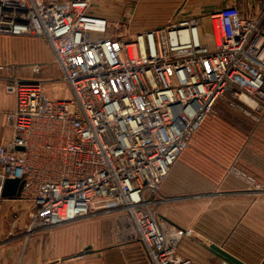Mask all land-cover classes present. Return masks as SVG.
Returning a JSON list of instances; mask_svg holds the SVG:
<instances>
[{
  "label": "built area",
  "instance_id": "2783aa9c",
  "mask_svg": "<svg viewBox=\"0 0 264 264\" xmlns=\"http://www.w3.org/2000/svg\"><path fill=\"white\" fill-rule=\"evenodd\" d=\"M93 1L0 0V33L45 38L71 90L53 99L41 79L7 77L17 106L0 144V197L20 179L30 232L119 213L152 264H196L178 252L192 229H166L153 199L220 101L264 117V7L247 15L224 5L132 32L94 13Z\"/></svg>",
  "mask_w": 264,
  "mask_h": 264
},
{
  "label": "crops",
  "instance_id": "0c3cea01",
  "mask_svg": "<svg viewBox=\"0 0 264 264\" xmlns=\"http://www.w3.org/2000/svg\"><path fill=\"white\" fill-rule=\"evenodd\" d=\"M185 1L182 0L181 3L172 6L171 19L203 16L224 5L236 3L243 7L247 15H255L264 7V1H260L257 5L255 3L257 7L253 9L250 5L254 4L252 0L250 4L244 0H192L189 8L184 6L185 8L182 9L180 6ZM165 23L160 22L145 28ZM141 29L144 28L138 30ZM9 36L0 35V66L4 65V68L0 69V144L6 142L11 136L7 117L17 106L16 96L6 90L7 76L10 73L17 76L30 75L33 66L39 64L33 62L35 57L33 53L26 58L18 57L21 53L18 47L30 48V52L41 49V47L33 49L34 43L30 44L18 37L10 38ZM33 46L36 47V44ZM65 87L71 95L67 83ZM224 105L226 106L225 103ZM221 110L219 116L222 118L224 112L222 110L221 113ZM242 121L237 124L239 127H234V132L236 131L239 137L236 145L232 136L228 144L222 148V156L212 147L210 148L215 151L213 155L209 154V148L206 152L200 146L201 149L196 151L194 159L176 161L178 163L173 165L158 196L153 199L152 206L166 229L170 231L176 228L192 229L191 234L182 238V241L185 239L183 250L190 243L194 244L192 239L196 237L202 239L200 257L196 255L189 257L182 248L178 249L180 255L192 259L196 264L225 261L210 250V245L213 243L248 264H261L264 259V118L261 121L252 119L251 127L241 123ZM216 130L217 127L208 126L204 128L200 136L204 139ZM248 177L259 183L261 188L251 187L247 182ZM22 200L0 197V242L2 239L13 241L8 245L6 264H18V246H21L19 253H24L20 264H65L63 257L71 256L70 258L74 259L86 254L88 257H93L92 252L98 254L111 248L109 246L102 249L108 246V240L103 239L102 230H98V227L95 229L96 227L92 224L103 220L92 222L93 220L85 217L76 220L84 221V223H78L71 229L65 228L54 232L35 230L30 240L17 245V239L28 230L30 214L34 209L32 203L27 201L28 207H32L27 212H30L27 218L25 213H21L26 207ZM124 234L129 235L126 232ZM132 242L136 241L124 243L129 245L126 247L127 253L135 254L134 264H152L143 243L139 240H137L139 243ZM195 243L196 246L199 245ZM84 247L90 249L83 253Z\"/></svg>",
  "mask_w": 264,
  "mask_h": 264
},
{
  "label": "rangeland",
  "instance_id": "374dc122",
  "mask_svg": "<svg viewBox=\"0 0 264 264\" xmlns=\"http://www.w3.org/2000/svg\"><path fill=\"white\" fill-rule=\"evenodd\" d=\"M181 1L182 0H94L91 10L94 13H98L107 17L111 21L112 23L111 25L114 28H119L123 31L126 28H128L129 31L136 32L140 28L150 27L160 22L167 23V21L170 20L172 17V12H173L172 6H174L177 3H181ZM190 1L192 0H186L185 2H182L180 7H182V9L184 6H186V8H189ZM244 1L249 2L250 4V0H244ZM260 1H264V0H252V3L254 4H250V5H252V8L253 7L255 8L257 7L255 6V3L257 5ZM0 35H7V36L10 35L9 36L10 38L18 37V39H23L24 42L28 41L30 44L34 43L36 44V47L33 46L34 44H32L33 49H38L41 47V49L36 50V52L35 50H32L30 52V48L24 49L22 46L18 47V50L21 51L20 54L18 53L19 54L18 57L26 58L27 55L30 54L32 56L31 53H33V55L35 56L33 57V62L39 63L42 67V71L39 74H34L31 69L30 75L22 76L18 74L19 76L28 77V78L34 77L37 79H41L45 85L46 90L48 91V94L53 99L57 97L60 98L71 97V95L68 92V89L65 87L66 82L63 80L62 70L57 64L53 50L45 38L36 35L12 36L11 34H2V33H0ZM204 39L208 42H212V32L208 24L204 27ZM10 75H12V73H10L7 77H9ZM220 109H222L224 112L222 118L219 116ZM234 110L235 109L225 106L224 102L220 101L219 104L216 106L214 113L206 120V122L203 124L200 130L193 136L188 147L179 156L177 161L179 162L180 160H184L188 158L194 159L196 155V151L201 149L199 148L200 146L203 149H205L206 152H207V148H209L210 149L209 154L211 155L215 153V151L212 150V148H214L218 150V152H220V155L222 156L221 150L225 144H228L232 136H233L234 145H236V143L239 142V140L237 139L239 137H237V132L236 131L234 132L235 130L234 127L237 126V124H240V121L242 120L243 121L241 123L251 127L252 118L251 116H245L240 112L238 114V111L236 110L234 111ZM7 120H8V124L10 125L8 117ZM208 126L217 127V130L211 133L206 138L202 139L201 138L202 136H200L202 134L201 132L204 130V128ZM193 149L194 151L192 152ZM191 152L193 156L190 155ZM218 152H216L217 155H219ZM22 202L24 206L26 205V207L23 212L21 211V213H25V215L28 218L30 212L29 213L27 212L32 207L31 208L28 207L29 201L27 202V200H22ZM85 218H90L91 220H93L92 222H95L96 220H103L92 224L96 227L95 229H97L98 227V230H102L101 237L103 239L106 238L108 240V246L103 247L102 249L108 248L109 246H111V248H109L108 251L104 250L102 251V253H98V254L96 253L97 255L94 254V252H92L91 254H93V257H88L87 254L84 256H80L78 258L76 257L74 259L70 258L71 256H66V257L62 256L65 259L63 260L65 264H134L133 259H135V254L129 255L127 253L128 249L126 247L129 245L124 242L127 241H136L132 243H139V242H137V239H135L134 237L130 235L126 236V234H124L125 231L122 228L119 213H102L93 216H88ZM78 223H84V221L78 222L75 220L71 223L69 222L54 228H47L42 230L48 232H54L56 230H61L65 228L71 229V227H73ZM34 231L30 232L29 230H27V232H25L23 235L21 234V236L17 239V245L18 244L21 245V243L26 242L25 240H30L32 236L35 234L33 233ZM123 239H125L126 241H124ZM184 240L185 239H183V241L181 240L178 249L182 248L183 250ZM192 241L194 242V244L187 242L190 243L189 246L191 245L192 247L185 246L183 251L189 257L192 255H196L200 257L201 256L200 243L202 242V239L196 237L192 239ZM10 242L12 243L13 241ZM10 242L8 239H2V241L0 242L1 244L0 264H6L5 260L8 257V245ZM195 242L199 243V245L196 246ZM4 248H6V251H4ZM20 248L21 246H18L17 249L18 257H19L18 264H20V260L23 258V254H24V253L23 254L19 253ZM82 249H83L82 250L83 253H85V251L87 250V248L85 247ZM122 251H124V253H122ZM214 264H229V263L227 261L221 260L220 262Z\"/></svg>",
  "mask_w": 264,
  "mask_h": 264
},
{
  "label": "water",
  "instance_id": "95a60500",
  "mask_svg": "<svg viewBox=\"0 0 264 264\" xmlns=\"http://www.w3.org/2000/svg\"><path fill=\"white\" fill-rule=\"evenodd\" d=\"M22 187L23 182L20 179H7L4 182L1 196L9 198H20ZM88 250L89 249H87V251ZM210 250L225 261H227L229 264H248L215 243L210 245ZM261 264H264V259Z\"/></svg>",
  "mask_w": 264,
  "mask_h": 264
},
{
  "label": "bare ground",
  "instance_id": "6f19581e",
  "mask_svg": "<svg viewBox=\"0 0 264 264\" xmlns=\"http://www.w3.org/2000/svg\"><path fill=\"white\" fill-rule=\"evenodd\" d=\"M71 222H72V221H71ZM71 222H70V223H71ZM68 223H69V222H68Z\"/></svg>",
  "mask_w": 264,
  "mask_h": 264
},
{
  "label": "trees",
  "instance_id": "16d2710c",
  "mask_svg": "<svg viewBox=\"0 0 264 264\" xmlns=\"http://www.w3.org/2000/svg\"><path fill=\"white\" fill-rule=\"evenodd\" d=\"M227 106V105H226Z\"/></svg>",
  "mask_w": 264,
  "mask_h": 264
}]
</instances>
